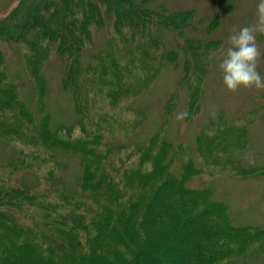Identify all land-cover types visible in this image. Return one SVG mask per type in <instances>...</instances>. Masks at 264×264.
Returning <instances> with one entry per match:
<instances>
[{"label": "trees", "instance_id": "trees-1", "mask_svg": "<svg viewBox=\"0 0 264 264\" xmlns=\"http://www.w3.org/2000/svg\"><path fill=\"white\" fill-rule=\"evenodd\" d=\"M153 1L19 0L0 19V140L16 146L14 159L5 166L11 172L33 173L41 182L54 186L51 192L25 184L0 186V264H234L232 259L238 257H264V229L234 227L228 207L211 202L208 189L186 185L189 178L183 177L181 165L191 162L185 160V146L169 143L166 120L144 145L128 149L126 165L117 168L113 160L97 154L106 123L103 117L93 118L87 109L85 83L90 81L94 86L97 80L107 82L108 76L117 78L119 90L111 95L115 105L139 93L161 71L166 56L172 54L167 61L174 64L179 58L178 53L167 50L156 34L158 30L169 31L179 42L186 64L191 63L185 67L191 71L190 82L195 74L200 77L207 73L211 53L221 44L185 39L196 12L169 11L163 6L152 10L148 5ZM108 19L113 20L112 34L120 42L108 41L100 56L92 59L107 63L109 71H102L99 64L87 66L84 53L94 45L95 30L104 29ZM219 23L217 16L207 32ZM192 27L196 29V25ZM1 43L23 51L22 61L37 94L39 120L22 98L17 83L9 79ZM122 45L127 51L143 53L140 63L144 78L133 71V60L123 62L126 57L118 56L120 53L109 57V49L117 46L122 50ZM151 49L158 51L159 57H150L147 52L150 54ZM53 53L66 59L62 87L73 94L79 118L77 125L56 131L51 129L46 113L47 87L42 74ZM197 66L200 68L195 71ZM193 88L202 87L194 81ZM197 101L200 104L199 92L190 104L191 114L200 110ZM136 122L140 123L141 117ZM228 126L240 134L237 126ZM78 127L83 135L76 137ZM88 127L96 131L94 138H89L92 133ZM208 131L200 132L197 140L201 142ZM218 151L219 146L209 144L202 150L205 155ZM68 152L82 157L77 185L70 193L54 167ZM133 155L138 159L133 160ZM233 156L229 153L226 159L231 161ZM187 166L193 167L192 163ZM223 171L264 178V167L244 170L235 164ZM160 220L163 222L158 224ZM163 236L170 237L171 244L166 247L159 241Z\"/></svg>", "mask_w": 264, "mask_h": 264}, {"label": "rangeland", "instance_id": "rangeland-1", "mask_svg": "<svg viewBox=\"0 0 264 264\" xmlns=\"http://www.w3.org/2000/svg\"><path fill=\"white\" fill-rule=\"evenodd\" d=\"M18 2L19 0H0V19ZM258 2L259 0H154L148 5V8L152 10H159L163 6L169 11L196 12L194 22L185 31V39L221 43L211 53L207 73L205 75L199 73L200 77L195 74V78L190 82L191 71H185V67L191 66V63L186 64V55L178 48L179 42L169 31L158 30L156 34L163 40L167 50L178 53L179 58L174 64L167 61L172 54L166 56L161 71L143 90H139V93L129 100L121 99L115 105L112 104L111 95L119 90L117 78L111 80L108 76L107 82L97 80L95 84L93 83V87L89 81L88 84H84L83 89L85 99L88 100L87 109L93 114L92 117L95 118V115L97 119L103 117L106 123L105 128L102 127L103 138L101 145L97 148V154L107 156L110 162L113 160L117 168L121 164L126 165L129 159L128 149L144 145L160 130L166 120V135L169 143L177 147L185 146V160L190 161L193 166L190 169V166H187L191 165L189 162L181 165L183 177L189 178L186 185L198 190L208 189L211 192V202H221L228 207L234 227L255 226L264 229V178L258 176L245 178L223 171L235 167V164L244 170L264 167V89L252 88L229 92L223 84L219 69V63L229 46V36L255 21ZM104 11L106 12L105 8ZM217 16L220 19L219 26L208 33V27ZM193 25H196L195 30L192 29ZM112 33V19L107 20L104 29L95 30L94 45L90 49L87 48L84 53V63L87 66L91 63L93 66L99 64L102 71H109L107 63L95 62V60L92 62V59L100 56L108 41L115 39L118 43L120 42V39ZM140 41L139 39L138 43ZM257 43L262 52L259 71L264 76V35H258ZM116 47L109 49V57L112 59L113 55L117 57V53H120L118 56L126 57V60H122L123 62L128 60L127 63H130L133 60L134 64H131L133 71H138L141 79L144 78L145 71L140 63L143 53L127 51L125 45H122V50ZM1 48L6 54V70L10 81L17 83L22 98L33 109L39 120L41 116L36 106L37 94L32 88V81L22 61L23 51L16 45L8 43H1ZM147 54L152 58L160 55L158 51L152 49L150 54L148 52ZM103 60L106 61L104 57ZM65 63V58L53 53L42 73L47 87L46 113L50 117V126L53 131L62 127L75 126L79 120L73 94L71 91L63 90L62 87ZM198 66L195 71L200 68ZM194 81L202 88L194 89ZM197 92L200 94V104L197 101L200 110L194 115L190 113V104L192 105ZM175 96L176 99L173 102ZM92 106H94V112ZM181 111H187L188 116L184 121H177L176 114ZM139 117H141L140 123L136 122ZM126 119L129 120L127 124L123 122ZM132 122L136 123L131 124ZM136 124H139L137 128ZM228 125L237 126L240 134L230 129ZM207 128L209 131L200 138L201 142H199L197 137L199 138ZM87 131L92 133L89 134V138H94L93 134L96 131L91 127H88ZM80 135L83 134L78 127L75 130V136ZM229 138L232 140H228ZM208 144L219 146V151L213 155L203 154L202 150ZM55 147H59V144L56 143ZM229 153L234 155L231 161L226 159ZM15 155L16 146L0 140V186L18 187L25 184L29 186L28 188H40L39 190L45 192H51L54 189V186L50 187L44 181L41 182L33 173L11 172L8 167L6 168L5 165L11 162ZM81 158L80 155L68 152L54 163L57 176L64 182L68 193L72 192L77 185L81 172ZM132 159L137 160L138 156L133 155ZM191 170L193 171L190 172ZM108 173L110 174L111 171L109 170ZM109 174L107 175L110 176ZM119 174L120 172L117 177ZM118 178L121 179V177ZM148 195L146 193V196ZM162 222L160 220L158 224ZM164 226L167 227V224L165 223ZM167 229L172 231L169 225ZM170 232H168L169 235ZM197 235L195 234L196 237ZM159 241L165 247L171 244L168 236H163ZM126 260L130 259L126 257ZM232 261L234 264H264V257L248 255L234 258Z\"/></svg>", "mask_w": 264, "mask_h": 264}, {"label": "clouds", "instance_id": "clouds-1", "mask_svg": "<svg viewBox=\"0 0 264 264\" xmlns=\"http://www.w3.org/2000/svg\"><path fill=\"white\" fill-rule=\"evenodd\" d=\"M258 35H264V0H259L256 6L255 21L229 36V46L219 63L223 84L229 92L264 89V76L259 71L262 52ZM187 116V111H181L175 118L184 121Z\"/></svg>", "mask_w": 264, "mask_h": 264}]
</instances>
